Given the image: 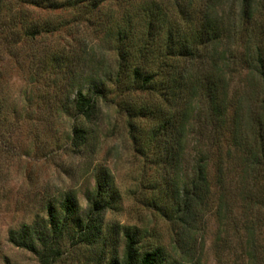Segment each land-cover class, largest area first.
<instances>
[{
    "label": "rangeland",
    "instance_id": "rangeland-1",
    "mask_svg": "<svg viewBox=\"0 0 264 264\" xmlns=\"http://www.w3.org/2000/svg\"><path fill=\"white\" fill-rule=\"evenodd\" d=\"M55 1L0 0V264H43L10 231L46 219L48 203L67 196L85 217L105 172L117 196L101 213L98 242L79 241L70 223L52 264L120 260L127 231L141 252L163 248L166 264H264V141L252 131L262 86L249 64L256 48L264 51V1L251 20L242 19L241 0ZM185 46L191 52L180 56ZM135 65L206 74L225 101L226 122L207 123L195 98L194 125L169 157L153 127L182 106L132 90L125 76ZM119 70L125 76L116 84ZM87 81L107 82L89 121L70 108L73 89ZM120 105L140 116L129 120ZM74 127L85 129L87 144H76ZM200 162L210 189L175 218L177 188Z\"/></svg>",
    "mask_w": 264,
    "mask_h": 264
},
{
    "label": "trees",
    "instance_id": "trees-1",
    "mask_svg": "<svg viewBox=\"0 0 264 264\" xmlns=\"http://www.w3.org/2000/svg\"><path fill=\"white\" fill-rule=\"evenodd\" d=\"M82 1L85 0H68L72 3L71 5L80 4ZM260 1L262 0H241L242 19L251 20ZM42 2L51 5L58 4L55 0H42ZM119 39H121V44L123 36H120ZM119 47V66L122 69L123 61H128V57L124 54L122 46ZM190 50L189 46H185L179 54L186 57L191 52ZM249 60L250 71L262 86L258 99L260 113L257 117L255 115L253 117L255 119L252 120L254 136L258 137L261 142V140L264 141V51L262 48H256L252 60ZM166 73L144 70L139 65H135L129 74L126 73V76L122 75L119 70L116 74V84L120 83L121 77L125 76L132 90L155 92L171 107L182 106L179 114L165 113L166 115L162 116L160 123L153 127L152 131V138L162 141L160 148H164L167 155L174 158L183 140L185 128L188 125H194L190 119L191 111L189 110L194 102L199 100L205 103L203 118L209 124H217V122L224 124L227 106L220 97L217 83L213 82L206 74L202 73L192 78L185 70ZM189 80L192 82L191 94L184 97L183 91ZM106 86V81L79 83L77 88L73 89L70 108L76 115L85 120H91L98 111L101 97L106 93ZM198 91L199 93L196 94ZM195 98H197L196 101H194ZM119 107L126 113L129 120L140 116V111L132 105H125V107L120 105ZM159 115L161 114L159 113ZM201 118L202 116L196 120L200 121ZM73 136L77 145L87 144L88 135L83 127H74ZM95 179L94 192L89 198V210L85 217L78 216L76 201L71 196H67L59 206L52 202L48 203L46 219H42L41 222L25 224L17 230H11L10 241L38 255L43 264H52L58 260L57 246L67 232L70 223H73L74 226V237L87 245L96 244L100 238L101 213L113 206L117 191L110 173L98 174ZM209 189L207 163L200 162L187 182H184V186L181 189L177 188V198L173 207L174 217L179 219L180 216L192 212L195 206H200ZM125 237L126 243L122 259H112L108 264H166L167 256L163 248L157 247L141 252L138 248L136 233L127 231Z\"/></svg>",
    "mask_w": 264,
    "mask_h": 264
}]
</instances>
